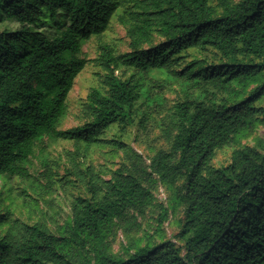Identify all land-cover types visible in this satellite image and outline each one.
Returning <instances> with one entry per match:
<instances>
[{
	"label": "trees",
	"instance_id": "obj_1",
	"mask_svg": "<svg viewBox=\"0 0 264 264\" xmlns=\"http://www.w3.org/2000/svg\"><path fill=\"white\" fill-rule=\"evenodd\" d=\"M217 1L0 0V22L19 24L0 31V177L30 178L46 136L74 141L77 155L81 144L111 143L141 160L124 141L102 135L135 123L145 74L159 71L185 87L169 116L171 146L143 174L124 165L105 178L71 152L86 195L74 198L59 232L22 222L0 197V264H264V147L244 145L229 164H212L219 149L264 120V0ZM47 12L65 18L53 34L43 30ZM114 16L126 29L127 51L104 38ZM91 37L100 84L87 96L85 122L62 129ZM216 93L230 96L217 101ZM145 174L178 187L183 244L135 240L134 251L120 256L109 236L139 227L138 215L155 200Z\"/></svg>",
	"mask_w": 264,
	"mask_h": 264
},
{
	"label": "rangeland",
	"instance_id": "obj_2",
	"mask_svg": "<svg viewBox=\"0 0 264 264\" xmlns=\"http://www.w3.org/2000/svg\"><path fill=\"white\" fill-rule=\"evenodd\" d=\"M217 2L212 0L213 4ZM62 22H65L62 14L53 18L47 12L45 22L42 24L43 30L47 29V32L53 34ZM6 27L18 28L19 24L15 21L0 22V31ZM104 38L118 51L129 50L126 29L116 16L112 18ZM82 54L90 62L77 76L69 94L68 111L60 125L62 129L85 122L84 106L87 96L92 87L100 84L103 73L94 62V58L98 56L95 37L83 41ZM145 83L146 90L138 105L135 123L127 128L114 125L102 135L104 139L124 141L133 151L141 155V160H136L132 154H130L132 158L128 157L122 149L111 143L90 146L81 144L80 154L77 155L74 141L46 136L37 144L32 156L29 164L30 178L0 177V197L4 198L6 205L11 206L16 218L31 224L42 221L54 232H59L60 227L65 225L72 214L74 198L78 195H86L84 185L72 171L74 156L72 153L75 154L76 161H85L87 165H94L103 177L110 178L112 170L124 165L143 174V169L150 164L152 156L160 150L170 148L169 116L174 105L185 98V87L159 71L145 74ZM254 86L255 84H252L248 89ZM237 89L239 87H236ZM200 94L206 95L195 92V95ZM229 96L228 93L211 95L217 101ZM259 105L264 106V99L259 101ZM244 145L253 146L258 150L263 149L264 120L259 121L254 128L239 134L229 145L219 149L212 164L216 167L229 164L232 161L233 151ZM148 179L151 181L148 182ZM144 183L151 187L155 200L144 214L138 215L139 227L128 233L125 227L121 226L109 236L112 251L120 256H128L130 244L135 240L140 245L165 240H171L178 245L183 244L178 234L183 226L185 208L177 199L178 187L168 188L156 175L148 177L145 174ZM133 251L134 248L129 252Z\"/></svg>",
	"mask_w": 264,
	"mask_h": 264
}]
</instances>
